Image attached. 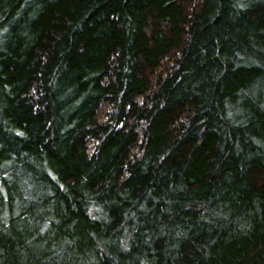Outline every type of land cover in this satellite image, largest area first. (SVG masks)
Wrapping results in <instances>:
<instances>
[{
	"label": "trees",
	"instance_id": "trees-1",
	"mask_svg": "<svg viewBox=\"0 0 264 264\" xmlns=\"http://www.w3.org/2000/svg\"><path fill=\"white\" fill-rule=\"evenodd\" d=\"M0 264H264V0H0Z\"/></svg>",
	"mask_w": 264,
	"mask_h": 264
}]
</instances>
